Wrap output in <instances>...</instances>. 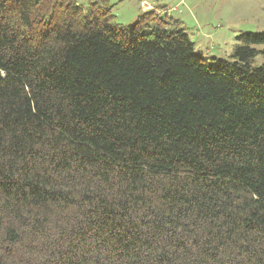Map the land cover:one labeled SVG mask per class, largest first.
I'll return each instance as SVG.
<instances>
[{
    "label": "trees",
    "instance_id": "1",
    "mask_svg": "<svg viewBox=\"0 0 264 264\" xmlns=\"http://www.w3.org/2000/svg\"><path fill=\"white\" fill-rule=\"evenodd\" d=\"M113 9L0 0V264H264V32Z\"/></svg>",
    "mask_w": 264,
    "mask_h": 264
},
{
    "label": "rangeland",
    "instance_id": "2",
    "mask_svg": "<svg viewBox=\"0 0 264 264\" xmlns=\"http://www.w3.org/2000/svg\"><path fill=\"white\" fill-rule=\"evenodd\" d=\"M141 3L109 0L115 21L125 26L135 23L145 11L161 9L160 15L181 22L196 52L210 61H233V52L242 44L241 36L264 32V0H146L147 9ZM263 63L260 55L253 64Z\"/></svg>",
    "mask_w": 264,
    "mask_h": 264
},
{
    "label": "crops",
    "instance_id": "3",
    "mask_svg": "<svg viewBox=\"0 0 264 264\" xmlns=\"http://www.w3.org/2000/svg\"><path fill=\"white\" fill-rule=\"evenodd\" d=\"M142 2L144 3V2H146V0H142ZM141 4H142V3H141ZM150 6H151V9L154 8L152 5H150ZM146 9H147V8H146Z\"/></svg>",
    "mask_w": 264,
    "mask_h": 264
},
{
    "label": "built area",
    "instance_id": "4",
    "mask_svg": "<svg viewBox=\"0 0 264 264\" xmlns=\"http://www.w3.org/2000/svg\"><path fill=\"white\" fill-rule=\"evenodd\" d=\"M142 5H144L145 6V4L144 3H142ZM146 8H148V6H145Z\"/></svg>",
    "mask_w": 264,
    "mask_h": 264
}]
</instances>
